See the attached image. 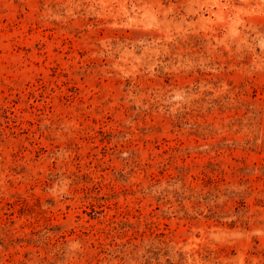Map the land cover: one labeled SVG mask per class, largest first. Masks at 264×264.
Instances as JSON below:
<instances>
[{
    "label": "rangeland",
    "instance_id": "obj_1",
    "mask_svg": "<svg viewBox=\"0 0 264 264\" xmlns=\"http://www.w3.org/2000/svg\"><path fill=\"white\" fill-rule=\"evenodd\" d=\"M0 264H264V0H0Z\"/></svg>",
    "mask_w": 264,
    "mask_h": 264
}]
</instances>
